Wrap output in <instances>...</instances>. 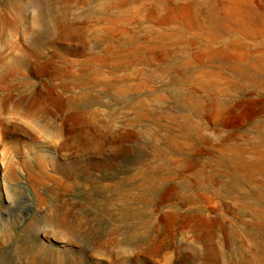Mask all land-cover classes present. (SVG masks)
I'll return each instance as SVG.
<instances>
[{
    "label": "rangeland",
    "instance_id": "rangeland-1",
    "mask_svg": "<svg viewBox=\"0 0 264 264\" xmlns=\"http://www.w3.org/2000/svg\"><path fill=\"white\" fill-rule=\"evenodd\" d=\"M116 1L0 0V264H264V83L181 75L207 56L182 25L230 7Z\"/></svg>",
    "mask_w": 264,
    "mask_h": 264
},
{
    "label": "bare ground",
    "instance_id": "bare-ground-1",
    "mask_svg": "<svg viewBox=\"0 0 264 264\" xmlns=\"http://www.w3.org/2000/svg\"><path fill=\"white\" fill-rule=\"evenodd\" d=\"M121 1V0H120ZM120 1H116L119 2L120 5L119 7L124 3L127 4V2L121 3ZM130 1V0H129ZM195 2V0H193ZM197 1V0H196ZM123 2V1H122ZM156 2V1H155ZM159 3V2H158ZM156 3L154 6V10L158 11L160 10V5ZM186 3V2H185ZM196 3L199 2H195L194 4L196 5ZM200 3L202 4H213L216 7V4L218 5H224V7L226 8V6H229L230 8H226V12L224 15H222L221 13H217L218 11L215 10L216 8H213V11L211 13H209L207 16H205V18H207L208 21V25L207 28H204L202 25H198L199 30L196 32L194 31V28L196 26L195 22H190L187 23L189 24V26L187 24L182 25L183 27V34L186 33H190L191 36H193L194 38L196 37L197 39H193V41L191 42L190 40L187 41L184 45L185 46H191V44L189 43H193V44H197V42L202 43L203 46L199 45V48L201 50V52H204L203 55H207V56H201L203 58H201V63L198 65V68L189 60L185 61L184 64H182V68H183V73L181 75L185 76L183 77V82L187 83V82H191V81H196V83L199 84V88H202L201 86H204L205 84L212 83L215 84V82H213L211 80L213 74H217V72H213V71H206L205 68L212 63H215V60L218 63V67H221L224 69H226L227 67L231 68L233 70V72L235 73L236 78L234 77V79H232V84H236V87H239L238 84H241L242 82L246 85V87L250 88L251 90H245L243 91V94H247V93H251V92H255L256 90H259L264 83V14L261 13V9L264 8V0H201ZM199 3V5H200ZM256 3V8H254L253 6H251V4H255ZM109 5V4H108ZM116 5V4H115ZM173 5V4H172ZM104 6V5H102ZM114 6V5H113ZM184 6V5H183ZM190 6V4H189ZM187 6V7H189ZM202 6V5H201ZM206 6V5H205ZM118 7V8H119ZM173 7V6H172ZM178 7V5H177ZM182 7V6H181ZM208 7V6H207ZM113 10V7H111ZM116 8V7H115ZM176 8V5H175ZM201 8V7H200ZM203 8V7H202ZM108 9V8H107ZM123 9V8H122ZM121 9V10H122ZM128 9V8H127ZM145 9V8H144ZM174 9V8H173ZM204 9V8H203ZM209 9V8H208ZM222 9V8H221ZM109 10V9H108ZM136 10V9H135ZM138 10V9H137ZM142 10V9H140ZM146 10V9H145ZM153 10V11H154ZM152 11V12H153ZM205 11V10H204ZM105 12V11H103ZM150 12V11H149ZM209 12V11H208ZM140 13V12H139ZM150 14V13H149ZM200 14V13H198ZM123 15V14H122ZM179 15V14H178ZM202 15V14H201ZM101 16V15H100ZM135 16V15H134ZM194 16V15H193ZM196 16V15H195ZM162 17V16H161ZM160 17V18H161ZM178 17V16H177ZM193 18V17H192ZM163 19V18H162ZM159 20V22L162 21ZM182 19V18H181ZM180 19V20H181ZM194 19V18H193ZM196 19V18H195ZM168 20V19H166ZM170 21V20H169ZM177 21V20H176ZM185 20L183 19V22ZM194 21V20H192ZM108 22V21H107ZM157 22V21H156ZM165 22V21H164ZM187 22V21H186ZM184 22V23H186ZM162 23V22H161ZM172 23V22H171ZM181 23V22H180ZM200 23V22H199ZM141 24V22H140ZM169 24V23H168ZM174 24V23H173ZM137 25V24H136ZM159 25H163L164 24H159ZM167 25V24H166ZM56 26V25H55ZM135 27L134 25L131 26V28ZM110 28V27H109ZM172 28V27H171ZM118 29V28H117ZM44 30V29H43ZM109 30V29H108ZM122 30V28H121ZM126 30V28H125ZM124 31V28H123ZM116 32V31H115ZM174 32V31H173ZM194 32V34H192ZM232 32H240L242 33L245 37L244 40H240V39H234L231 40L229 43H225L222 42L223 47H218V48H213L211 47L209 44L213 43V44H217L220 43L218 42V39L224 35H229ZM124 33V32H123ZM155 35L153 36L151 32H148L147 35V39L144 38L145 40H147L148 42L154 43L153 47L158 46L160 49L162 50H170L171 47H175V44L180 45V40H176L172 37V33L171 32H165L164 30H162V27L160 26V28L154 32ZM179 33V32H178ZM117 34V33H116ZM120 34V33H119ZM118 34V35H119ZM127 34V33H126ZM135 34V33H134ZM42 35V34H41ZM129 35V34H128ZM171 35V36H170ZM174 36V35H173ZM231 36V35H230ZM130 37V36H129ZM132 37V36H131ZM110 38V37H109ZM141 38V37H140ZM173 38V39H172ZM131 39V38H130ZM138 40V38H136ZM166 39V40H165ZM38 40V39H37ZM111 40V39H110ZM140 40V39H139ZM39 41V40H38ZM83 41V40H82ZM125 41V40H124ZM123 41V42H124ZM127 41V40H126ZM133 41V40H132ZM117 42V41H116ZM136 42V41H135ZM36 43V42H35ZM110 43V41H109ZM188 43V44H187ZM198 43V44H199ZM39 44V43H38ZM43 44V43H42ZM114 44V43H113ZM123 44V43H122ZM133 44V43H132ZM156 44V45H155ZM176 45V46H177ZM41 46V45H40ZM89 46V45H88ZM216 46V45H215ZM134 47V46H132ZM137 47V46H135ZM184 47V46H183ZM182 47V48H183ZM42 48V47H41ZM115 48V46H114ZM129 48V47H128ZM142 49H146V48H150L149 45H144L141 47ZM229 49H233V50H240L242 51L239 55L234 56L233 54H231L229 52ZM140 50V49H139ZM111 51V50H110ZM113 51V50H112ZM131 51V49H130ZM133 51V50H132ZM138 51V50H137ZM54 52V51H53ZM42 53V52H41ZM101 53V52H100ZM89 55H92L89 54ZM87 55V58L88 56ZM107 55V54H106ZM117 55V54H116ZM225 55V56H224ZM242 55H244V57H242ZM38 56V55H37ZM53 56V55H52ZM110 56H112V54L110 53ZM39 57V56H38ZM90 57V56H89ZM103 57V56H102ZM108 57V56H107ZM91 58V57H90ZM89 58V59H90ZM98 58V57H97ZM105 58V56H104ZM139 58V57H138ZM141 58V57H140ZM186 58V57H185ZM204 58H207V60H204ZM49 59V58H48ZM88 59V60H89ZM100 59V58H99ZM98 59V60H99ZM143 59V58H142ZM85 60V59H84ZM102 60V58L100 59ZM100 60L98 62H100ZM113 60V59H112ZM43 61V60H42ZM48 61V60H47ZM66 61V60H65ZM91 60H89L90 62ZM114 61V60H113ZM138 61V60H137ZM214 61V62H213ZM72 62V61H71ZM102 62V61H101ZM104 62V61H103ZM75 63V62H74ZM86 62H84L85 64ZM97 63V62H96ZM110 63V62H109ZM112 63V62H111ZM118 63V62H117ZM146 63V62H145ZM53 64V63H52ZM68 64V63H67ZM81 63H79V67ZM89 64V63H88ZM93 64V63H92ZM99 64V63H98ZM104 64V63H103ZM138 64V63H137ZM56 65V64H55ZM70 65V63H69ZM87 65V64H86ZM96 65V64H94ZM111 65V64H110ZM72 66V64L70 65ZM84 66V65H82ZM117 66V65H115ZM205 66V68H204ZM55 67V66H54ZM62 67V66H61ZM64 67V66H63ZM75 67V66H74ZM97 67L99 68V65H97ZM101 67V66H100ZM73 68V67H71ZM78 68V67H77ZM133 68V67H132ZM167 68V67H166ZM60 70V69H59ZM71 70V69H70ZM102 71V70H101ZM182 71V70H181ZM180 71V72H181ZM77 72V70H76ZM83 72V71H82ZM113 72V71H112ZM167 72V71H166ZM232 72V73H233ZM74 73V72H73ZM58 74V73H57ZM102 74V73H101ZM112 74V73H111ZM77 75V74H76ZM79 75V74H78ZM77 75V76H78ZM74 76V75H73ZM72 76V77H73ZM101 76V75H100ZM103 76V75H102ZM113 76V75H112ZM218 76V75H217ZM76 77V76H75ZM81 77V76H79ZM92 77V76H91ZM95 77V76H94ZM98 77V75H97ZM128 77V76H127ZM90 78V77H89ZM104 78V77H103ZM107 78V77H106ZM111 78V76H110ZM126 78V77H125ZM77 79V78H76ZM93 79V78H92ZM91 79V80H92ZM99 79V78H98ZM101 79V78H100ZM215 79V78H214ZM84 80V79H83ZM89 80V79H88ZM90 80V81H91ZM94 80V79H93ZM218 80V79H217ZM65 81V80H64ZM71 81V80H70ZM89 81V82H90ZM99 81V80H97ZM101 81V80H100ZM110 81V79H109ZM215 81V80H214ZM68 82V81H67ZM77 82V81H76ZM88 82V81H86ZM103 82V81H102ZM227 82V81H226ZM69 83V82H68ZM94 83V82H93ZM110 83V82H109ZM230 83V82H229ZM71 84V83H69ZM82 84V83H81ZM80 84V85H81ZM85 84V82H84ZM83 84V85H84ZM105 84V83H104ZM108 84V83H107ZM68 85V84H67ZM77 85V84H76ZM79 85V86H80ZM98 85V84H97ZM103 85V84H102ZM192 85V84H191ZM195 85V84H194ZM193 85V86H194ZM69 86V85H68ZM74 86V85H72ZM82 86V85H81ZM80 86V87H81ZM87 86V85H85ZM84 86V87H85ZM95 86V85H94ZM106 86V85H105ZM138 86V85H137ZM208 86V85H207ZM83 87V86H82ZM100 87V86H99ZM108 87V86H106ZM117 87V86H116ZM115 87V88H116ZM184 87V86H183ZM196 87V86H195ZM206 87V86H205ZM213 87V86H212ZM217 87V86H216ZM61 88V87H60ZM64 88V87H63ZM72 88V87H71ZM74 88V87H73ZM105 88V87H104ZM209 88V87H208ZM222 88V87H221ZM102 89V88H101ZM191 89V88H190ZM246 89V88H245ZM60 90V89H59ZM104 90V89H103ZM106 90V89H105ZM107 90H109V88H107ZM112 90V89H110ZM116 90V89H115ZM118 90V89H117ZM120 90V89H119ZM181 90V89H180ZM216 90L218 91V88H216ZM221 90V89H220ZM239 90V89H238ZM55 91V90H54ZM102 91V90H101ZM138 91V90H137ZM222 91V90H221ZM76 92V91H75ZM104 92V91H103ZM119 92V91H118ZM129 92V90H128ZM133 92V91H132ZM192 91H189V93ZM229 92H230V88L227 89L225 88L223 92V95L226 97H229ZM214 93V91H213ZM59 94V93H58ZM120 94V93H119ZM182 93H179L178 95H174V96H178L179 98L181 97ZM65 95V94H64ZM98 95V94H97ZM117 95V94H116ZM121 95V94H120ZM119 95V96H120ZM60 96V95H59ZM190 96V95H189ZM193 96V95H192ZM113 97V96H112ZM209 97V96H208ZM212 97V96H211ZM199 98V97H198ZM206 98V97H205ZM126 99V98H125ZM191 99V96L190 98ZM97 100V99H96ZM68 101V100H67ZM199 101V100H198ZM71 102V101H69ZM88 102V101H87ZM97 102V101H96ZM200 102V101H199ZM202 102V101H201ZM200 102V103H201ZM89 103V102H88ZM198 103V102H197ZM206 104V103H205ZM71 105V104H70ZM221 104H219V102H216L215 105V110L217 111L219 109V106ZM206 106V105H205ZM209 106V104H208ZM206 108V107H205ZM208 108V107H207ZM76 110V109H75ZM74 110V111H75ZM214 110V109H212ZM201 112V111H200ZM75 114V113H74ZM71 117V116H70ZM75 117V116H74ZM69 118V117H68ZM79 119V118H78ZM141 121V119H140ZM169 124V123H168ZM184 124V123H183ZM186 125V123H185ZM197 125V124H196ZM108 126V125H107ZM187 126V125H186ZM190 126V125H189ZM199 126V125H197ZM188 127V126H187ZM195 127V126H194ZM72 128V127H71ZM70 128V129H71ZM74 128V127H73ZM185 128V127H184ZM193 128V127H192ZM105 129V128H104ZM107 129V128H106ZM180 129V127H179ZM190 130V129H189ZM197 130V129H195ZM89 131V130H88ZM191 131V130H190ZM145 132H147L145 130ZM106 133V132H105ZM195 133V132H194ZM76 134V133H75ZM98 135V134H97ZM197 135V134H196ZM147 136V135H146ZM166 137V136H164ZM169 140V139H168ZM206 140V139H205ZM171 142V141H170ZM171 144V143H169ZM175 145V144H174ZM180 146V145H179ZM157 147V146H156ZM176 149V148H175ZM226 152V151H225ZM253 153V152H252ZM259 153V152H257ZM246 155V154H245ZM246 157V156H245ZM259 158L262 159L264 161V156L259 153ZM197 160V159H196ZM256 160V159H255ZM261 161V160H260ZM245 162V161H244ZM256 162V161H255ZM242 163V162H241ZM240 163V164H241ZM244 165V164H243ZM241 166V165H240ZM166 167V166H165ZM214 169V168H213ZM154 170V169H153ZM147 171V170H146ZM176 173V171H175ZM203 173V172H202ZM212 173V172H211ZM200 174V173H199ZM204 175V174H203ZM174 176V175H173ZM205 176V175H204ZM144 177V176H143ZM198 177V176H197ZM201 177V175H200ZM214 177V176H213ZM219 177V176H217ZM207 178V176H206ZM211 179V177H208ZM207 178V179H208ZM204 179V178H203ZM213 179V178H212ZM130 180V179H129ZM206 180V179H205ZM214 180V179H213ZM198 183V182H197ZM205 183V181H204ZM199 184V183H198ZM197 184V185H198ZM203 184V183H202ZM200 185V184H199ZM207 185V184H206ZM188 186V185H187ZM194 186V185H193ZM151 196V195H150ZM199 198V197H198ZM196 199V198H195ZM190 200V199H189ZM194 203V202H193ZM253 213V212H252ZM259 216V215H258ZM260 228V226H259ZM205 235V234H204ZM235 256V255H234ZM236 257V256H235ZM248 257V256H247ZM22 264V263H21Z\"/></svg>",
    "mask_w": 264,
    "mask_h": 264
}]
</instances>
